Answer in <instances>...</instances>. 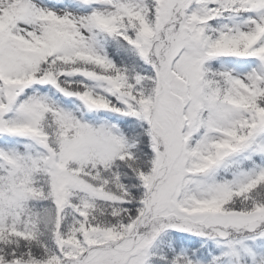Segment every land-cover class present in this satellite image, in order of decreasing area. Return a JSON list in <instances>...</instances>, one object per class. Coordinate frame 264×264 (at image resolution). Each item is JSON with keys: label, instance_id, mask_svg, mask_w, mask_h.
Masks as SVG:
<instances>
[{"label": "snow or ice", "instance_id": "obj_1", "mask_svg": "<svg viewBox=\"0 0 264 264\" xmlns=\"http://www.w3.org/2000/svg\"><path fill=\"white\" fill-rule=\"evenodd\" d=\"M0 264H264V0H0Z\"/></svg>", "mask_w": 264, "mask_h": 264}]
</instances>
